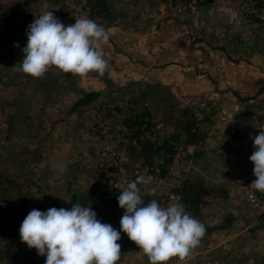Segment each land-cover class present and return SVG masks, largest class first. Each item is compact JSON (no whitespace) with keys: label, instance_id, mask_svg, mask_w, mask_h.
Here are the masks:
<instances>
[{"label":"rangeland","instance_id":"374dc122","mask_svg":"<svg viewBox=\"0 0 264 264\" xmlns=\"http://www.w3.org/2000/svg\"><path fill=\"white\" fill-rule=\"evenodd\" d=\"M177 1L175 5H165L159 0H109L114 18L108 30L113 31L110 39L114 43L111 50H104L108 68L103 76L99 75L105 84L103 93L93 101V106L81 108L67 116L65 122H60L66 116V105L71 106L76 97L87 91L82 86L81 77L60 86L41 80V84L47 86L42 88L32 78L23 77L22 72L14 67L22 61L21 46L26 47V32L36 16L52 11L67 26L74 24L76 18L87 17V14L80 3L74 0H29L28 3L24 0H0V34L11 40L9 45L2 43L0 47V172L9 175L33 197L39 195L37 191H42L67 201L73 191H80L92 182L106 186L112 182V179H108L110 176L124 182L129 180L135 170L142 171L144 177L151 176L145 167L140 166L139 160L129 158L127 139L120 131L121 128L125 131L121 120L129 112L149 108L153 136L171 132L176 120L181 118L179 111L183 108L192 110L199 117L216 112L212 120L209 118V122L205 123L206 127L211 124L217 130L221 127L224 132L229 131L233 122L228 116L231 111L222 103L218 104V96L214 94L232 89L224 77L225 67H220L224 70H220L221 75L215 79L227 85L219 86L209 81L208 74L213 75L212 72H207L202 66L197 71L194 65L203 57L204 45L208 46V52H214L215 49L221 53L224 51L218 47L220 44L232 50L238 46L240 41L235 43L236 39L244 37L240 32L245 0H214L209 5H194L195 0ZM20 13L27 16H21ZM101 23L105 25L106 21L101 20ZM246 28L248 34L242 41L251 43L252 47L251 50L247 49L249 52L232 55L231 61L237 67L236 75L248 73L251 71L250 66L262 65L264 68V53L257 50L264 35V27L250 24ZM168 35H171L170 39L177 47L184 45L185 40L191 44L190 49L194 52L190 55L189 72L177 63L178 59H162L159 70L150 76L156 82L143 79L122 82L117 78L113 82L108 79L109 70L118 68L120 63L117 53H124L126 47L128 52H140L136 43L151 50L153 40L162 41ZM49 73L55 80L62 79L58 68H51ZM253 73L246 89L242 86L238 89L247 96L249 93L253 97L259 95L252 116L258 130L260 126L257 122L264 114V71L261 68L253 69ZM68 83L70 89L66 88ZM47 84L53 85L54 89ZM48 91L51 93L47 94ZM55 94L60 98L59 101L55 99ZM232 98L223 102H233L232 107L235 104L246 106L242 97L235 101ZM202 103H205L204 106ZM216 129L214 132L210 130L211 143L223 144L224 141L218 142ZM211 143L201 155L194 156L198 158L196 160L183 157L186 155L183 150L176 154L169 165L174 178L162 180L152 177L142 184L144 197H155L162 206L173 203L167 186L182 182L186 178L184 175L191 169L207 183L223 181L221 176L226 167L225 153L214 150ZM192 161L196 162L189 166ZM102 163L104 166L100 167ZM244 163H252L250 156L239 161L237 166L247 176ZM199 164L205 169L200 171ZM61 167L66 168L62 173L59 171ZM236 175L240 178L233 188V195L239 199L236 202L224 200L223 191L218 189L216 194L205 197L198 213L200 220L207 225L218 226L226 221H230V224L222 229L217 227L210 236L201 239L194 250L197 251L187 260L173 258L168 264H260L264 253V215L253 210L245 200L246 191L254 178L249 182L241 173ZM248 177H251L250 173ZM32 200L35 201V198ZM22 222L19 218L15 220L17 226ZM121 239L123 242L118 243L122 246V253L117 264H150L148 257L126 233L121 234ZM26 250L20 249L21 253Z\"/></svg>","mask_w":264,"mask_h":264},{"label":"clouds","instance_id":"9594fccd","mask_svg":"<svg viewBox=\"0 0 264 264\" xmlns=\"http://www.w3.org/2000/svg\"><path fill=\"white\" fill-rule=\"evenodd\" d=\"M26 35L23 59L14 68L33 78H42L53 67L81 78L91 72L103 76L108 68L102 45L109 43L110 30L87 17L65 26L52 11H46L36 16ZM252 139L255 180L249 187L264 192V130ZM65 170L59 169L61 173ZM143 183V175L121 182L118 203L124 214L120 230L98 220L91 206L77 203L70 209L30 211L19 229L21 241L46 256L45 264H117L123 231L150 264L187 260L205 235V225L185 210L179 197L167 206L154 198L145 204L138 187Z\"/></svg>","mask_w":264,"mask_h":264},{"label":"trees","instance_id":"16d2710c","mask_svg":"<svg viewBox=\"0 0 264 264\" xmlns=\"http://www.w3.org/2000/svg\"><path fill=\"white\" fill-rule=\"evenodd\" d=\"M159 1L165 5H169V3L175 5L179 2L177 0H169V2L168 0ZM196 1L199 5H209L214 0ZM24 2L28 3L29 0H24ZM74 2L80 3L81 8L86 12L89 19L108 29L109 23L114 18L111 15L109 0H74ZM244 3L246 7L242 9L243 23L240 32L244 34V37L242 39H236L235 43L238 42L237 40L240 42H238V46H236L234 50L224 47L223 44L218 46L230 58L234 53L243 54L244 51L249 52L247 49L252 47L251 43L242 41L248 34L246 27L250 24H257L258 27H264V0H245ZM20 14L24 17L27 16L25 13ZM101 20L106 21L105 25L101 23ZM2 43L9 45L11 40H8L3 34H0V47ZM21 48L23 49L22 46ZM257 50L260 53H264V35L262 36L261 43L257 45ZM49 71L37 81L36 79L38 78H33L24 73H22V75L27 79L32 78L36 85L42 88L47 86L42 85L41 80H45L46 83H58L57 86H60L66 82L70 83L71 79L79 77L71 73H64L60 70L59 75L62 79L55 80L52 78ZM69 83L66 86L67 89H70ZM48 86L54 89L53 85ZM49 93L51 92L48 91L47 94ZM99 95L100 92L89 91L76 97L71 106L66 105V116L61 118L60 122H65L68 119L67 116L81 108L93 106V101L97 99ZM54 97L57 101L60 100L57 94H55ZM149 98H152V96ZM98 108L99 106H97V109ZM117 110L118 109L115 111L117 112ZM179 114L181 118L176 120L174 129L171 132H164L160 136L152 135L153 131L151 128L153 124L150 122L152 113L149 108H144L139 112H129L122 117L121 124L125 127V131H122V128L120 131L122 132V136L127 139L126 145L129 158L139 160L140 166L145 167L147 170L146 172L156 179L164 180L167 178V180H170L174 178V175L169 171V165L172 163L174 156L189 145L195 148L192 155L199 156L202 151L199 148L197 149V147L203 146L206 139H208V131L204 129V126L205 123L209 122L210 114L199 117V114L187 108L181 109ZM103 166L104 164L102 163L100 167ZM137 176L138 174L133 173L125 183L134 181ZM108 179H112V182L106 184V186L98 182H92L80 191H73L70 199L67 201H61L57 197L45 194L42 191H37L39 195L33 197L32 193L24 190L20 184H16L13 179H10L9 175L0 172V263L45 264L46 256L38 255L36 249H29L27 244L21 241L19 233L21 225L17 226L15 223L17 218L23 221L33 209L42 212H46L53 207L57 209H70L72 206L79 203L85 207L91 206L92 210L97 213L98 220L102 223L111 224L115 229L120 230V220L124 214V210L119 206L118 196L121 190V182L124 181H118L112 176ZM114 183H116V186L113 185ZM138 187L141 189V197L144 199L145 204H147L151 200V197H144L145 194L142 191V184L138 185ZM167 188L168 195H174L175 199L173 203L177 202V197H179V203H182L185 210L199 221H201L198 215L199 208L203 204L205 197L212 195V191L215 189L212 187L206 188L196 175L184 178L183 181L177 185H168ZM33 198H35V201L32 200ZM226 219H230V217ZM201 222L206 227V233L203 238L210 236L217 227L222 229L230 224V221H226L225 223L215 226L207 225L203 221ZM256 228L257 227L252 230ZM122 233L123 231L120 232V235ZM119 242L122 243V239H120ZM21 248L27 250L21 253ZM260 264H264V253L261 256Z\"/></svg>","mask_w":264,"mask_h":264},{"label":"crops","instance_id":"0c3cea01","mask_svg":"<svg viewBox=\"0 0 264 264\" xmlns=\"http://www.w3.org/2000/svg\"><path fill=\"white\" fill-rule=\"evenodd\" d=\"M171 31H175V29H172ZM111 32L113 31L110 30V34ZM170 36L171 35L164 37L165 39H163L162 41H160L161 39L153 40L152 41L153 49L151 48V50H149V48H144V46H139V43H136L135 45L136 48H139L140 52L137 51V53H131L130 50L129 52L127 51L128 47L124 48L123 49L124 53H120V55L119 53L116 54L118 57L117 60L120 63L122 62V64L119 63L117 66L118 68L111 69L112 71L117 72L116 74H114L113 72H111V70H109L110 73L108 74V79L113 82H116V78L118 80H122V82H125V80L129 81V80H141V79L146 80L147 82H150V80L156 82L153 79H151L152 77L150 76L151 73H155L159 70L160 66L162 65V59L174 60V61H177L178 59L177 63L179 65L181 64L182 67H184V69H186V71L189 72L191 69V66L189 65L190 55L194 52L193 49H190L191 44L190 43L188 44V41L185 40L184 41L185 44L182 46L179 45L180 49H178L179 48L177 47L178 45H174V43H172ZM112 43H114V40L110 39L107 45H102L103 50L105 49L111 50L113 48ZM169 46H171V48ZM155 48L158 49V51H156ZM202 48L204 51V55L202 58L199 59V61L196 63V65H194V67L198 71V68L202 66V68L206 69L207 72L208 70L209 72H212L213 75L208 74L209 81H211L212 83H216L219 86H221V84L227 85L226 82L231 84L230 86L232 87V89L227 90L228 92H226V90L224 89L225 91H217L214 94L218 96L216 97L218 98L217 103L218 104L222 103V106H226V108L231 111L229 112L228 116L231 117V120L233 122L232 125H230L229 127V131L227 132H224L221 129V127L219 128V130H217L215 128L216 126H212L210 124L209 127H206L205 125L204 129L208 131V139H206V142L205 144H203V146L197 147V149L198 148L201 149L202 151L201 154H202L205 150L204 148L209 143H211L210 130H213L214 132V130L216 129L218 133L217 139L220 140L218 142H222V141L224 142L223 144L222 143H211V144L214 145V150L221 151V153L222 152L225 153L224 159H225L226 167L224 168L223 175L221 176L222 178L221 180L223 181H219V182L214 181V183L212 184L207 183L202 177L197 175V173L192 169L190 170L189 173L185 174L184 176L189 178L192 177V175L196 174L199 180L203 182V185L206 188L209 187L216 188L212 191V194H216V192L220 188L223 191L224 200L236 202L239 198L238 199L234 198L235 194L233 192V188H235L240 178L239 177L240 174L238 176L236 175V173H241L242 176L244 175L249 182L252 179L251 177H248L249 176L248 170L244 169V171L247 173V176L241 170L239 171V169L237 168L238 162L244 160L246 156L247 157L251 156V153L254 150V141L252 137L257 135L260 130H264V114L260 118V121L257 122L258 125L260 126L258 127V130H256L255 122L252 118L253 112L255 110L254 106L255 104H258L257 98L259 97V95L253 97V94L249 93V95L247 96L244 95L246 93H243L238 88L242 86L243 89H246V84H250L249 80L252 78V75L254 74L253 69L259 70L261 68L264 71V68L262 65L250 66L251 71H249L248 73L245 72L236 75L235 74V71L237 69L236 64H234V62L231 61V58L228 57L224 52L221 53L219 50H215V49L214 52H208L209 48L207 45L202 46ZM249 50L251 49L249 48ZM221 66L225 67L224 77L226 79V82L218 81V80L216 81L215 79V78L218 79L219 76L221 75L222 71L220 70H224L223 68H220ZM124 73H126L127 75L124 76ZM81 79L83 81L82 82L83 88L84 89L87 88V91L85 89L86 92L89 91L100 92L99 97H101V94L103 93L102 90L105 88V84H104V80H102V77H100L99 74L92 72L89 73L84 80L83 78ZM229 93L231 95H228ZM238 97L240 98L242 97L245 100L246 106L241 107L240 104H235L234 107H232L233 102H223L227 98H232V101L233 100L235 101L237 100ZM204 104L205 103H202L203 106ZM197 105H199V103H197ZM215 113L216 112L212 113V115H215ZM212 115H209L211 120L213 117ZM224 146L227 147L222 149V147ZM183 151L186 152V155L185 156L183 155V157H186L187 160L198 159L192 155L193 152L195 151V148L192 145L187 146ZM226 153L228 158L226 157ZM194 162L196 161L190 162L189 166L191 163ZM200 162L203 163V161H199L198 163ZM204 169L205 166L201 167V165L199 164V170L202 171ZM172 197L173 199H175L173 194Z\"/></svg>","mask_w":264,"mask_h":264},{"label":"built area","instance_id":"2783aa9c","mask_svg":"<svg viewBox=\"0 0 264 264\" xmlns=\"http://www.w3.org/2000/svg\"><path fill=\"white\" fill-rule=\"evenodd\" d=\"M194 5H197V1H193ZM243 167L247 169L251 175V178H254V164L253 163H244ZM134 174L143 175L144 173L140 170H135ZM152 176H145L146 182L150 180ZM251 183L249 184V186ZM116 186V185H115ZM151 190V189H150ZM245 200L248 203V205L255 211L261 213L264 215V192L256 191L255 189H252L249 187V189L246 191Z\"/></svg>","mask_w":264,"mask_h":264}]
</instances>
